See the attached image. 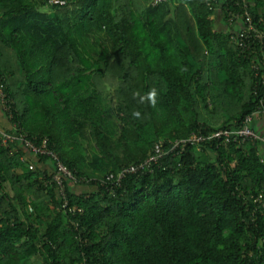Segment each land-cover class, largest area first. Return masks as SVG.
I'll use <instances>...</instances> for the list:
<instances>
[{"label":"trees","instance_id":"trees-1","mask_svg":"<svg viewBox=\"0 0 264 264\" xmlns=\"http://www.w3.org/2000/svg\"><path fill=\"white\" fill-rule=\"evenodd\" d=\"M57 1L0 0L2 113L82 182L63 207L52 160L0 136V264H264V145L170 151L262 133L264 40L241 53L229 13L264 36V0ZM159 143L150 173L105 182Z\"/></svg>","mask_w":264,"mask_h":264},{"label":"built area","instance_id":"built-area-1","mask_svg":"<svg viewBox=\"0 0 264 264\" xmlns=\"http://www.w3.org/2000/svg\"><path fill=\"white\" fill-rule=\"evenodd\" d=\"M166 0H154L153 4H159L161 2H164ZM214 1V0H211ZM242 3H245V0H240ZM50 4H63V2L57 1V0H49ZM238 4V3H237ZM245 9V5L243 6ZM239 20V30L237 31L236 37L232 36L230 38L233 45H236L241 53H245L251 50L252 46L255 45V43H262L264 40V36L260 34L255 26L253 25V22L248 14H245V19L242 20V17L240 13H229V25L232 24L233 21ZM259 65L264 70V57L259 61ZM253 64L251 69L254 71L255 76L257 77L260 71V66ZM262 84L264 86V74L261 77ZM5 85L4 80L0 76V106L2 111L8 112L9 107L7 106V99L4 92ZM252 121L251 117H247L245 119V124H243L238 130L235 131H218L217 133L209 136L204 137L202 135H190L187 139L176 141L173 145L170 151L175 152L176 150H180V152L186 147V146H198L206 141H212V140H221L224 139L226 142L232 141L233 143L236 142H244L249 141L251 143H262L264 145V128L262 130L261 134L255 133L252 129L249 128V122ZM248 123V124H246ZM0 136L2 139V144H14L19 143L24 149H26L32 156H44L52 160L55 167V173L52 177L53 182L56 183V185L60 188V195L63 198V207H66V199L64 196V188H63V180H71L74 184L81 183L82 180L77 179L71 171H69L64 164L60 161L58 155L48 148L47 146V140L43 139L40 145H36L35 143L27 140L25 136L22 135H14L7 133L6 131H0ZM161 143L156 144L153 150V154L147 158L142 163H139L137 165H132L129 167H125L121 169L116 175L110 174L107 175L105 178V182H113V183H120L123 178H125L127 175L131 174H144V172L150 173L152 165H156L164 155H167V152H163L161 150ZM75 209H69L68 212L71 214L75 213Z\"/></svg>","mask_w":264,"mask_h":264},{"label":"crops","instance_id":"crops-1","mask_svg":"<svg viewBox=\"0 0 264 264\" xmlns=\"http://www.w3.org/2000/svg\"><path fill=\"white\" fill-rule=\"evenodd\" d=\"M259 127L261 124L258 125ZM9 128V123L7 122V119L2 113V109L0 107V131H7Z\"/></svg>","mask_w":264,"mask_h":264},{"label":"rangeland","instance_id":"rangeland-1","mask_svg":"<svg viewBox=\"0 0 264 264\" xmlns=\"http://www.w3.org/2000/svg\"><path fill=\"white\" fill-rule=\"evenodd\" d=\"M218 26L222 29V30H224L225 32L226 31H228V29L223 25V23H222V21L221 20H219L218 21ZM212 158H214L213 156H212ZM209 160V158H207L206 156H201V157H199V161H201V162H207ZM17 173H20V171L19 170H17ZM38 263V261H37V259H35L34 261H33V264H37Z\"/></svg>","mask_w":264,"mask_h":264}]
</instances>
